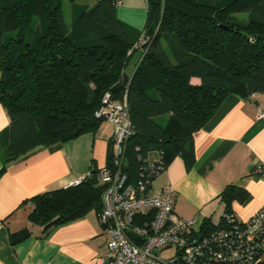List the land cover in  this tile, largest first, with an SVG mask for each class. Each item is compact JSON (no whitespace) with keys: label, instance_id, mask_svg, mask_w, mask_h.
<instances>
[{"label":"trees","instance_id":"1","mask_svg":"<svg viewBox=\"0 0 264 264\" xmlns=\"http://www.w3.org/2000/svg\"><path fill=\"white\" fill-rule=\"evenodd\" d=\"M76 1L69 0L67 26L62 0H0V104L9 120L0 134L5 163L95 133L102 124L95 112L107 92L127 106L122 171L132 183L146 177L152 183L178 156L193 165V135L227 96L264 93V0H146L142 32L117 18L113 0H91L92 6ZM141 38L144 44L133 49ZM131 49L143 54L126 75ZM112 157L110 141L106 166ZM90 174L77 186L24 202L31 225L47 234L91 211L99 214L103 187L98 173ZM247 198L244 188L226 186L219 195L220 220L205 219L198 235L225 228L232 204ZM29 235L22 230L10 241Z\"/></svg>","mask_w":264,"mask_h":264},{"label":"crops","instance_id":"2","mask_svg":"<svg viewBox=\"0 0 264 264\" xmlns=\"http://www.w3.org/2000/svg\"><path fill=\"white\" fill-rule=\"evenodd\" d=\"M116 14L125 25L142 32L147 24L146 0H122ZM190 82L199 84L195 78ZM262 110L264 93L249 98L227 96L193 135V165L188 167L178 156L152 181V193L166 186L174 189V212L182 219L195 220V233L205 219L220 220L224 206L219 195L228 185L248 193L245 202L232 204L237 219L246 221L264 210V121L257 118ZM8 125L7 112L0 104V134ZM110 128L99 127L95 133L62 144L38 147L8 163L0 139V264H98L103 258L106 244L96 212L44 234L29 222V205L24 202L66 188L91 170L97 173L107 161ZM22 230L30 235L12 244L11 235Z\"/></svg>","mask_w":264,"mask_h":264},{"label":"built area","instance_id":"3","mask_svg":"<svg viewBox=\"0 0 264 264\" xmlns=\"http://www.w3.org/2000/svg\"><path fill=\"white\" fill-rule=\"evenodd\" d=\"M113 3L119 7L122 0ZM143 44L141 38L133 49H140ZM110 98L106 93L95 112L102 123L113 126L112 161L98 174L103 187L98 219L106 244V253L98 264H261L264 210L246 221L235 215L225 216V228L201 236L193 230L195 220L175 214L172 187L152 193L150 178L129 181L121 168L125 141L130 134L127 106L125 99L119 102ZM257 118L264 121V110ZM158 175L156 172L154 177ZM90 176V172L79 176L69 186H77Z\"/></svg>","mask_w":264,"mask_h":264},{"label":"rangeland","instance_id":"4","mask_svg":"<svg viewBox=\"0 0 264 264\" xmlns=\"http://www.w3.org/2000/svg\"><path fill=\"white\" fill-rule=\"evenodd\" d=\"M82 2H88V1L87 0H79L76 3H82ZM142 6H143V4H142ZM62 8H63V15H64L65 23L67 24V26H70V13H71V10H70L69 0H62ZM235 19L240 21V22H245L246 21V16L245 15H238V16H236ZM132 52L130 53L131 57H130L129 65L127 66V68L125 70L126 75H131V73L134 71L138 61L140 60V58H141V56L143 54V51H141V50L135 51L133 53ZM106 93L103 94L102 98L104 97V95ZM167 117L168 116H163V117L159 118V123L161 125H164L166 120H167ZM110 126L113 128V126L111 124L103 122L101 124L100 128L101 129H105V128L108 127L109 131H110L111 130ZM105 166H106V164H105ZM105 166H103L100 170H102ZM100 170L97 171L98 174H99ZM89 172L87 174H89Z\"/></svg>","mask_w":264,"mask_h":264},{"label":"water","instance_id":"5","mask_svg":"<svg viewBox=\"0 0 264 264\" xmlns=\"http://www.w3.org/2000/svg\"><path fill=\"white\" fill-rule=\"evenodd\" d=\"M260 39H264V37H260ZM126 80H127V79L125 78L124 82H126Z\"/></svg>","mask_w":264,"mask_h":264}]
</instances>
